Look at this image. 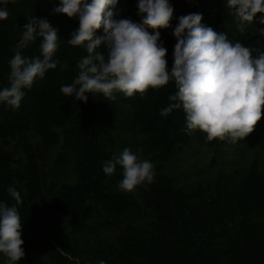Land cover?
<instances>
[{
	"label": "trees",
	"instance_id": "obj_1",
	"mask_svg": "<svg viewBox=\"0 0 264 264\" xmlns=\"http://www.w3.org/2000/svg\"><path fill=\"white\" fill-rule=\"evenodd\" d=\"M169 2L170 27L159 30L169 70L172 31L180 16L191 13L233 42L264 51L260 14L241 32L227 0ZM136 3L118 0L122 18L140 22ZM54 5L57 0H15L0 21V89L9 86V61L27 19L46 18L60 38L53 57L57 67L24 89L19 108L0 103V201L20 214L25 255L17 264H264V174L252 164L228 212L221 209L218 190L207 200L199 183L190 190L175 188L165 172L176 151L192 144L215 148L219 140L187 130L182 110L160 114L176 91L172 82L143 96L117 92L114 100L89 94L85 103L62 94L87 52L67 43L78 20L51 14ZM23 54L38 56L39 41ZM125 148L154 165L153 183L129 192L119 187L120 166L111 176L103 172L104 163ZM9 188L20 194L19 205ZM148 213L152 221L144 226ZM108 234L111 239H105ZM0 264L7 259L0 256Z\"/></svg>",
	"mask_w": 264,
	"mask_h": 264
},
{
	"label": "clouds",
	"instance_id": "obj_2",
	"mask_svg": "<svg viewBox=\"0 0 264 264\" xmlns=\"http://www.w3.org/2000/svg\"><path fill=\"white\" fill-rule=\"evenodd\" d=\"M9 3L15 0H0V21L7 19ZM117 4L118 0H57L58 6L52 7L51 14L78 20L79 26L67 43L87 52L77 65V77L61 86L62 94L85 103L89 94L114 100L117 92L126 97L143 96L150 88L172 82L176 91L169 95L170 103L161 110L162 116L182 110L186 129L206 134L209 141L237 142L254 131L264 108V51L233 42L226 33L202 24L201 14L191 13L180 16L172 31L176 43L169 70L159 30L170 27L173 5L169 0H137V23L122 18ZM226 7L239 22L241 32L260 14L256 23L264 35V0H227ZM100 29L102 34L96 35ZM37 41L40 54L25 56L23 50ZM59 43L57 29L46 18L33 15L27 19L9 61V86L0 89V103L19 108L24 89L57 67L53 57ZM117 166L122 168L123 177L119 187L125 191L154 182V165L128 148L106 161L102 170L111 176ZM8 193L16 205L21 203L15 189L9 188ZM21 228L17 207L0 201V256L7 264H17L25 255Z\"/></svg>",
	"mask_w": 264,
	"mask_h": 264
},
{
	"label": "rangeland",
	"instance_id": "obj_3",
	"mask_svg": "<svg viewBox=\"0 0 264 264\" xmlns=\"http://www.w3.org/2000/svg\"><path fill=\"white\" fill-rule=\"evenodd\" d=\"M13 147L10 145L9 149L13 150ZM140 159L146 158L140 156ZM252 164L258 173L264 174L262 116L254 127V131L240 141L219 140L215 148L192 144L178 149L168 163L165 173L171 178L175 188L190 190L199 183L202 187L200 194L207 200L215 196L218 190L221 195V209L228 212L232 210L239 185ZM50 169L51 163L45 166L44 172L48 174ZM151 221L152 217L148 213L142 224L147 226ZM105 239H111L110 234Z\"/></svg>",
	"mask_w": 264,
	"mask_h": 264
}]
</instances>
